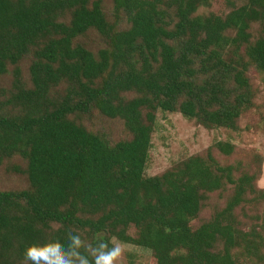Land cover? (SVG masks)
Returning <instances> with one entry per match:
<instances>
[{
	"label": "trees",
	"instance_id": "trees-1",
	"mask_svg": "<svg viewBox=\"0 0 264 264\" xmlns=\"http://www.w3.org/2000/svg\"><path fill=\"white\" fill-rule=\"evenodd\" d=\"M224 1L0 0V168L19 158L6 171L27 184L0 191V264L68 229L147 264H264L260 170L222 164L230 141L145 173L158 112L237 133L255 107L264 0ZM96 116L126 137L89 130Z\"/></svg>",
	"mask_w": 264,
	"mask_h": 264
},
{
	"label": "rangeland",
	"instance_id": "rangeland-1",
	"mask_svg": "<svg viewBox=\"0 0 264 264\" xmlns=\"http://www.w3.org/2000/svg\"><path fill=\"white\" fill-rule=\"evenodd\" d=\"M202 11L207 12L208 9L201 8L200 12ZM209 11L217 15H223L226 13L225 1L212 0ZM22 69L26 77V63L22 66ZM248 76L251 78L253 87L256 90L255 107L241 118L239 122L241 130L237 133H231L224 129L207 130L192 121L186 120L178 113L158 112L145 168L146 175H159L192 155L206 153L218 141H230L234 146V152L227 157L214 151L216 158L222 164L238 162L242 169H245L246 165L252 166L251 168H259L258 181H260L264 177V78L253 69L249 70ZM85 124L93 132L106 134L111 141L112 138L116 140L126 137L122 125L117 121L105 120V118L100 120L96 116L93 117L92 121H86ZM12 164L16 166L23 165L16 157L0 168V191H16L27 186L23 175L6 171ZM258 211L264 212V202L259 205ZM246 220L251 222L248 219ZM193 225L196 226V223H193ZM135 232L133 230L131 235L134 236ZM122 246L125 253L120 264H130L129 261L132 255L135 257L134 264H147L152 261L148 251L127 244H122Z\"/></svg>",
	"mask_w": 264,
	"mask_h": 264
},
{
	"label": "clouds",
	"instance_id": "clouds-1",
	"mask_svg": "<svg viewBox=\"0 0 264 264\" xmlns=\"http://www.w3.org/2000/svg\"><path fill=\"white\" fill-rule=\"evenodd\" d=\"M264 190V177L257 182ZM125 253L122 243L97 237L86 239L79 231L68 229L64 241L27 244L24 264H120Z\"/></svg>",
	"mask_w": 264,
	"mask_h": 264
}]
</instances>
